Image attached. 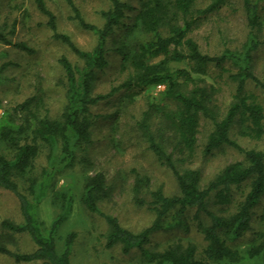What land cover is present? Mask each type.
<instances>
[{"label":"trees","instance_id":"1","mask_svg":"<svg viewBox=\"0 0 264 264\" xmlns=\"http://www.w3.org/2000/svg\"><path fill=\"white\" fill-rule=\"evenodd\" d=\"M70 9V19L77 26L95 36L90 51L80 50L65 34L57 30L56 17L47 8L45 0H34L37 11L46 18L51 38L64 45L82 61L74 67L66 57L58 60L66 78V103L57 119L48 114H37L41 98L31 96L0 116V189L11 193L17 200L21 224L2 222L9 233L0 240V255L16 263L71 264V254L76 234L69 232L63 238L59 251V232L68 221L73 209L71 191L53 189L57 171L73 168L77 163L90 164L88 153L92 146L93 126L91 108L124 90L136 93L163 86L165 101L171 109L149 103L137 122L147 149L159 164L173 175L177 193L166 195L161 188L150 189L147 176L134 173L133 201L146 207L154 216L151 224L139 232L121 226L118 219L104 214L98 203L108 196L105 177L101 172L84 179L80 203L90 214L99 216L105 226L104 247H120L127 255L131 250L140 252L144 264H239L244 260L264 261V229L241 254L229 243L235 242L251 230L256 207L264 196V151L245 149L234 141L230 132L238 129L241 137L260 141L264 137V107L258 96L249 91L252 85L264 96V82L253 72L254 53L261 46L264 32V0H241L247 34L239 50L225 49L220 55L210 56L200 51L189 36L196 19L220 10L229 0H211L201 10H194L196 0H141L138 9L126 0H107L108 9L100 12L101 26L87 23L74 0H63ZM194 10V11H193ZM134 12L133 15L129 13ZM196 14L197 18L192 19ZM119 32L114 37L115 32ZM12 29L9 32L13 34ZM114 38V39H113ZM113 39V52L120 58L124 80L106 94L93 95L96 72L108 67L107 44ZM0 43L32 55L25 43L12 44L8 34L0 27ZM171 63H184L185 68L172 69ZM228 64L230 69H225ZM4 64L2 68L8 66ZM210 66L228 73L234 84V94L227 109L221 114L213 103L214 88L202 79ZM201 77V78H199ZM22 119L20 122L17 116ZM23 115V116H22ZM154 118H160L173 132L176 142L172 149L193 157L197 148L199 127L202 120L211 130L205 138V157L223 147L236 151L241 160L226 164L213 178L202 183L197 169L180 170L168 152L162 137L152 131ZM5 150V153H4ZM46 152L47 167L39 175L35 163ZM18 182L25 185L20 190ZM246 185L241 200L234 204L233 189ZM51 195V204L57 214L48 227L38 220L41 202ZM149 200L145 201L144 196ZM225 207L215 212L212 208ZM194 210L192 220L203 238L205 246L199 253L194 243L178 240L163 249H148L151 238L159 231L187 229V213ZM16 234L27 235L34 245L28 253L8 249L4 242L12 243ZM104 264V263H103Z\"/></svg>","mask_w":264,"mask_h":264},{"label":"rangeland","instance_id":"2","mask_svg":"<svg viewBox=\"0 0 264 264\" xmlns=\"http://www.w3.org/2000/svg\"><path fill=\"white\" fill-rule=\"evenodd\" d=\"M127 3L138 9L141 0H126ZM47 8L56 17L57 30L69 36L71 41L82 51H90L96 42L92 33L80 29L71 18L72 13L63 0H45ZM211 0H196L194 10L204 9ZM75 5L84 20L95 26H101L100 12L108 9L107 0H74ZM264 5V4H263ZM193 10V11H194ZM134 12L129 13L133 15ZM197 18L196 14L192 19ZM194 24L190 37L198 44L200 51L210 56L220 55L225 49L239 50L246 41V22L242 11L241 0H229L217 12L207 14ZM0 27L8 34L12 44L25 43L33 50L27 55L0 43V116L4 111H10L31 96L41 98L37 114L39 117L48 114L57 119L66 103V78L58 63L64 56L77 68L82 67V61L70 49L51 38V32L46 27V18L36 9L34 0H0ZM13 34L9 35L11 30ZM119 32H115L117 36ZM114 39V38H113ZM113 39L107 44L108 67L96 72L92 94H106L112 87L120 84L126 73L121 72L120 58L113 52ZM261 46L254 53L253 72L264 82V32L261 35ZM8 66L2 68L4 64ZM225 69H230L228 64ZM172 69L185 68L184 63H171ZM228 73L214 66H210L208 74L202 77L207 86L214 88L213 103L218 106L222 114L229 106L233 94L234 84L228 80ZM201 78V77H199ZM249 91L258 96L264 107V96L252 85ZM163 86L149 88L136 93L128 92L132 97H126L125 91L120 90L109 99L100 102L91 108L93 126L92 146L88 153L90 164L77 163L73 168L62 169L54 175L53 189L58 192L71 191L73 194V209L68 221L59 232L60 240L57 249L63 246V238L69 232L76 234L72 248L71 264H144L140 261V252L131 250L127 255L121 253L120 247L113 249L104 247L106 226L103 220L87 212L80 203L82 187L86 176H93L101 172L105 177L108 196L98 203V208L104 214L118 219L125 229L139 232L149 226L154 218L146 207L134 204L132 186L134 173L147 176L150 179V189L161 188L166 195L177 193L176 181L171 172L161 166L154 155L147 149V144L141 137L137 127L141 114L149 103L162 105L171 109L173 104L165 101ZM23 116V115H22ZM20 120L22 117L17 116ZM211 127L202 120L199 127L198 143L193 157L186 153L172 149L176 142L175 135L160 118H154L152 131L157 137L164 139L168 152H173V160L177 167L182 169H197L201 172L202 183L213 178L226 164L241 160V156L229 147H223L212 155H203L205 138ZM231 138L245 149L264 151V137L260 141L249 140L238 134L234 128L230 132ZM159 137V138H160ZM5 153V150H4ZM48 165L46 152H41L35 163V173L39 175L42 168ZM20 190L25 192V185L18 182ZM246 185L233 189V208L246 192ZM148 201L149 197L144 196ZM225 207L212 208L215 212ZM194 210L187 213V229L159 231L153 235L148 249L161 250L167 244L182 241L191 242L197 246L199 253L205 246L202 236L197 231L196 223L191 219ZM57 214L51 204L49 194L38 207L37 217L44 227H48ZM21 224L22 218L16 198L9 192L0 189V240L9 233L2 227V222ZM264 229V196L254 211L251 230L229 245L243 254L258 234ZM3 241V240H2ZM5 246L16 252L28 253L34 250V245L25 234L13 236L12 243L4 242ZM0 264H40L16 263L7 256L0 255ZM239 264H264L262 260H244Z\"/></svg>","mask_w":264,"mask_h":264}]
</instances>
